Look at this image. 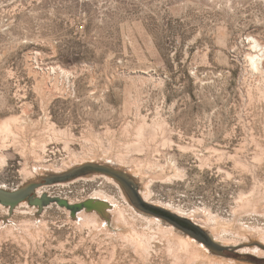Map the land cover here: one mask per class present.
I'll list each match as a JSON object with an SVG mask.
<instances>
[{
	"label": "rangeland",
	"instance_id": "obj_1",
	"mask_svg": "<svg viewBox=\"0 0 264 264\" xmlns=\"http://www.w3.org/2000/svg\"><path fill=\"white\" fill-rule=\"evenodd\" d=\"M251 37L264 43V0H0V124L21 125L0 139V187L112 163L148 203L249 255L211 253L99 177L45 194L80 204L102 191L130 224L0 204V264H264V77L246 69ZM139 123L157 136L137 151ZM139 214L195 247L178 261L158 234L143 253L125 239L156 235Z\"/></svg>",
	"mask_w": 264,
	"mask_h": 264
},
{
	"label": "bare ground",
	"instance_id": "obj_2",
	"mask_svg": "<svg viewBox=\"0 0 264 264\" xmlns=\"http://www.w3.org/2000/svg\"><path fill=\"white\" fill-rule=\"evenodd\" d=\"M247 40H248V38H247ZM249 45H250L249 53H247L246 58H245L246 59L245 60L246 69L248 71H251L252 73H256V74L261 75V76L264 77V43L259 41L255 37H251L250 40H249ZM18 123H19V118L15 117V116H12V118L7 119V120L5 119L3 121V123L0 124V139L9 140V139L13 138L15 140L16 134L13 131V129H14L15 126L18 125ZM156 126H158V125H156ZM159 126H161V125H159ZM136 128H137L135 130L136 131V137H137V139H136L137 141L136 142H138V143H135L137 145H135V144H133V145H134V148L137 149V151H139L140 149H143L146 146H149V143L152 144L153 141L156 142V136H157V134H156L157 133V128L156 127H155L156 130L154 128L150 132H148L146 130V125H144L143 123H141V124L139 123V126L137 125ZM19 129H21V125H20ZM54 133H55V135H57V137H58V135H66V132H63V131H58V132L55 131ZM22 142H21V138L19 137V145H22ZM0 147H1V145H0ZM43 148L46 150L47 145H44ZM119 157H120L119 160L123 161V162H124V160L127 159V157H125V156H119ZM88 163H92V162H88ZM96 164L104 165L103 163H96ZM83 165H85V164H83ZM81 166H76L75 168L71 169L70 171H72V170H74V169H76L78 167H81ZM104 166H109V167H111L113 169H116V170L125 171L123 168L118 167L117 165L112 164V163H105ZM68 168L69 167L67 166V164L64 163V166H63L62 170H56V172L65 171V170H68ZM70 171H67V172H65L63 174H66V173H68ZM49 175L58 176L60 174H49ZM88 175H91V176L83 177V176H85V175H83V176H80L82 178H79V177H77L78 179L75 178L77 180H75V179L70 180V181L75 180L74 182L67 183V184H59L58 183L59 184L58 186H67L69 184L75 183V182L80 181V180L81 181H83V180L93 181V180H96V178H99V177L104 178L107 182H109L110 184L115 185L120 190V192H121L120 194H122V196H123L124 200L126 201L128 207L130 209H132L136 213L134 208L128 202V200H127V198H126V196L124 194L123 187L121 186V184L117 180H114L113 177H111L109 175H105V174L94 173V174H88ZM39 181L33 182V183H39ZM62 183H64V182H62ZM30 184H32V183H30ZM4 187H1V188H4ZM48 188L49 187L38 188L37 192H36V195L40 197L41 195L46 193ZM138 189H139V193H140L139 184H138ZM140 195H142L141 197L147 203L150 202V198H149V195L147 193H145L144 191H141ZM92 197H94L95 199L100 198L101 201L88 200L86 202H90L91 201L92 203L99 204V206H102V210H97V209L89 210L87 208H83L82 210L78 211L76 214H72V212L70 213V211L67 210V209H66V211L73 218H75V216L77 215V217L81 219L83 224H85V225H93L91 227H96V228L100 227V224L102 223L101 220H100V217L102 219L106 220V221H109V214L108 213H110L115 218L114 221L116 222V224H124V225L130 224L129 221L127 220V218H126V210L125 209L111 208V206L108 203L104 202L105 200L106 201L108 200L110 203L115 204L116 201H117V200H115V198L113 199L112 197H109L108 194H105L102 191L96 192ZM86 202H83V203H86ZM83 203H80V204H83ZM69 204L70 205H78V204L74 203L73 201H70ZM0 207H3V206L0 205ZM21 207L31 208L28 203H21L16 208L18 209V208H21ZM9 209L10 208H8V207L6 208V210H9ZM34 209H36V207H34ZM139 215L147 223V225L149 227H155L154 229L157 232V233H155L156 235L154 236V235H148L147 233H143V234H138L137 233L136 236L134 235V236H131V237H125V239L126 240L130 239V240H132L131 242H135L136 244H138V246H140L141 250H143V253H145L147 255L150 254V252H151V250L153 248V241L157 239V235L158 234H161V235H163L164 238H166V240L168 242V249H169L170 253L171 254H177L176 255V259L178 261H180L179 260L180 259V254L182 255L184 251H188V250H190V249L195 247V245H194L195 244L194 243L195 240L194 239H196L197 241L203 243L200 239H198L196 236L192 235L189 231H187V230L175 225L172 222H170V223L173 224L175 227L181 229L182 231H184L185 233H187L188 235H190L194 239L189 238L187 236L179 235L175 227H173V226H165L164 223L161 220H159L158 218L148 217V216H144V215H141V214H139ZM175 217H177V216H175ZM159 218H161V217H159ZM177 218H179V219H181L183 221L190 222V221H188L186 219H183V218H180V217H177ZM164 220H166V219H164ZM210 221H214L212 219V217H211ZM190 223L193 224L194 226L198 227L194 223H192V222H190ZM197 247H199V246H197ZM209 251L211 253H213L210 249H209ZM237 251L239 253H241L238 249H237ZM213 254H215V253H213ZM241 254H243V253H241ZM244 255H247V254H244ZM221 257H224V256H221ZM226 258H230V257H226Z\"/></svg>",
	"mask_w": 264,
	"mask_h": 264
},
{
	"label": "water",
	"instance_id": "obj_3",
	"mask_svg": "<svg viewBox=\"0 0 264 264\" xmlns=\"http://www.w3.org/2000/svg\"><path fill=\"white\" fill-rule=\"evenodd\" d=\"M104 165H99L96 163H87L66 174L58 176L48 174L47 177L41 178L39 183H32L29 185L27 184L26 186L15 190H8L0 187V204L10 208L11 211H14L17 206L26 201L30 206L38 207L40 212H42L45 207H48L52 204H58L61 207L67 208L72 212V214H76L83 208H87L89 210H102V206H99V204L92 203L91 201L78 205H70L69 202L66 200H63L61 198L50 197L47 194H43L39 197L36 195V192L38 188L50 187L58 183L70 181L83 175L94 173L105 174L113 177L121 184L131 203L138 210L149 215L166 219L169 222H172L175 225L189 231L192 235L200 239L216 255L229 257L228 255L233 254L235 255L236 259L239 260H244V258L249 256L239 253L236 247L224 246L215 242V240L209 235H207L203 230L194 226L190 222L183 221L175 217L170 212H167L160 207L147 203L139 193L138 182L135 177L125 171L116 170Z\"/></svg>",
	"mask_w": 264,
	"mask_h": 264
}]
</instances>
